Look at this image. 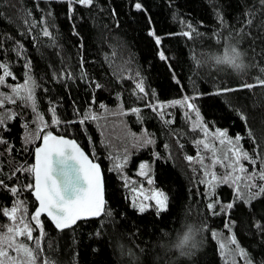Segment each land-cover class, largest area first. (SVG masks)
Here are the masks:
<instances>
[{"label": "trees", "instance_id": "1", "mask_svg": "<svg viewBox=\"0 0 264 264\" xmlns=\"http://www.w3.org/2000/svg\"><path fill=\"white\" fill-rule=\"evenodd\" d=\"M135 2L95 0L91 9L77 4L70 19L63 0H0V61L6 60L16 77H8L6 82L23 85L28 78L24 65L30 61L36 103V112L21 100L4 109L14 117L4 116L6 123L0 126L1 139L7 141L0 144V180L8 188L18 187L19 192L13 196L0 186V209L11 208L19 199L30 213L36 210L32 190L25 187L33 183V176L17 169L33 165L34 150L42 141L31 142L33 128L38 123L36 116H43L55 135L76 140L102 166L106 211L112 216L81 222L64 231L56 230L43 218L42 251L31 244L36 264H43L45 259L55 264H231L224 251L230 246V251L247 252L251 264H264V234L253 226L257 221L264 223L260 220L264 217V199L254 200L252 206L236 201L228 213L220 212V204L233 202L234 187L220 184L209 193L199 182L205 178L200 163L190 165L185 159L197 157L194 141L202 139L203 133L191 131L185 109L180 106L165 112L171 115L164 119L174 121L170 125L145 107L146 103L167 104L198 93L195 104L208 129L227 130L232 139L241 136L240 146L255 158L261 150L257 145L264 147V86L247 89L243 85L256 84L257 78L264 80V72L259 70L264 67V44L248 36L249 32L259 33L264 39V17L257 11L253 26L244 25L245 14L256 0H140L146 12H137ZM217 10L222 13L223 25L216 17ZM49 11L52 15L47 17ZM41 17H46L54 39L40 35ZM181 20L193 25L192 39L179 35L187 30ZM26 21H35L37 27L30 31ZM149 29L161 37V45L148 35ZM17 43L24 47L22 56L12 51ZM230 44L244 53L247 67L239 75L217 62ZM159 50L164 51L167 61L159 59ZM136 72L149 92L144 100L132 94L134 84L127 79ZM96 84L101 87L96 88ZM223 88L237 91L214 94ZM53 105L59 125L52 124L49 109ZM132 108L141 109L139 119ZM89 109L101 118L115 116L109 133H102L99 119L68 123L79 121ZM143 131L154 143L134 152L139 144H134L128 133L139 137ZM125 152L133 155L124 169L129 179L135 178L141 163L153 165L156 187L169 196L168 210L159 216L154 208L143 214L132 208L123 173L112 170ZM243 162L251 173L253 165ZM255 170H260L259 161ZM241 177V195L247 197L244 174ZM255 183L264 184L259 179ZM210 199L219 201L218 215L207 209ZM229 222L231 231L226 227ZM7 225L0 211V235ZM189 230L193 239L178 252L177 245ZM233 235L239 248L230 242ZM38 237L37 229L33 240Z\"/></svg>", "mask_w": 264, "mask_h": 264}, {"label": "snow or ice", "instance_id": "2", "mask_svg": "<svg viewBox=\"0 0 264 264\" xmlns=\"http://www.w3.org/2000/svg\"><path fill=\"white\" fill-rule=\"evenodd\" d=\"M68 5L69 18L72 19V13L75 11L74 5H80L84 8L91 9L94 6L95 0H63ZM15 7V5H13ZM134 9L137 12H146L147 9L144 7L143 3L140 0H136L133 5ZM259 11L260 16L264 17V0H256V4L252 9L245 14L244 25L253 26L254 21L256 20V12ZM29 16L31 13L28 14ZM52 15L49 11L46 16L50 17ZM115 15V13H113ZM3 16V13H0V17ZM216 17L221 25L224 24V19L222 13L217 10ZM29 24V30L37 27L35 21H26ZM150 23V19H149ZM180 23L184 24L187 30L182 31L179 35L184 36L185 38L192 39L195 29L192 24L187 23L186 21L181 20ZM40 25V35L45 38L54 39L53 33L49 31V26L47 23L46 17H41L39 21ZM75 27V26H74ZM244 29L241 28L240 31ZM261 31H264V25L261 26ZM74 35H79V32L74 31ZM199 35L198 32L195 33ZM148 35L153 37L155 44L157 46L161 45V37L157 36L154 29H149ZM250 39L255 42L257 39H260V43L264 44V39L260 38V34L248 33ZM3 45L0 44V48ZM16 52L17 56H22L24 47L22 44L17 43V47L12 49ZM229 52L235 53V47H232L230 44L226 50L225 55ZM159 59L162 61H167L169 58L165 55L164 51H158ZM26 71V76L28 77L25 80L24 85H18L12 87L11 85H6V78L16 77L13 75L10 70V65L6 60L0 61V85H5L7 87H12L13 95H7L0 93V107H3L5 102L15 103L16 98H20L25 103L31 102V107L33 112H36V103L33 96V91L35 88V82L31 79V62L26 61L24 65ZM260 72H264V67H261ZM61 77L64 75L63 72L60 73ZM68 77H72V73H67ZM124 79L123 76H121ZM130 79L133 84V95L138 96L139 99L144 100L148 97L149 92L145 89V82L140 76L139 72L131 74L127 77ZM176 83H180L179 80H176ZM258 85L264 86V80L257 78L256 84H244L243 87L247 89H252ZM96 88H100L101 85L96 84ZM25 94L20 96L21 92ZM237 91L233 88H223L217 89L214 94L222 95L228 92ZM154 95V94H153ZM199 94H194L192 96L185 95L182 99L173 100L167 104L163 103H146L145 107L151 108V110L157 113L158 116L162 119L163 123L170 125L174 123L171 119H164L166 115L170 116V113H165V108H171L180 106L185 109L184 116L187 123L190 124V129L193 132H202L203 139H196L194 141L198 150H203L210 154V165L204 163V156L200 155L198 151L197 157L186 156L185 159L191 165L194 161L200 163L203 168L204 179L199 182L205 184L209 193H212L215 187L220 184H229L234 187L236 195L233 202H228L226 204H220V212L228 213L234 208L236 201H241L242 203L252 206L254 200L264 199V184L257 185L255 183L256 179L264 181V147H260V151L255 153V158L253 155H250L249 152L243 150L240 146L239 141L242 139L241 136L237 135L235 140L228 137L227 130L216 129L215 132L209 133V129L206 124L203 122L199 108L195 104V100L198 98ZM94 103V101H93ZM101 108L105 106L100 105ZM49 111L52 115V124L59 125L61 121L56 115V107L53 105L50 107ZM131 112L140 118V108H132ZM195 114V120L192 119L191 114ZM76 114L79 115V110H76ZM14 115V114H13ZM12 116H9L8 119H11ZM38 119L43 123V116H38ZM98 117L91 113L89 109L84 116L79 119V121H69L68 123H80L84 124L86 120H96ZM241 119H245L241 115ZM6 121L0 119V126H4ZM26 127V125H25ZM211 135L212 138L219 141L220 145L227 146V151L223 155H218L215 145L210 143L208 138ZM251 136V133H249ZM7 141L0 139V144H6ZM154 141L147 137L144 138L140 146L146 147L150 144H153ZM255 143V141H254ZM167 147V145H166ZM11 151V148L8 149ZM255 151V149H254ZM58 158V159H55ZM156 158L159 159V154H156ZM69 161L74 162L69 164ZM242 161H248L253 165V171L248 173L247 168H245ZM259 161L260 170L257 172L255 170V165ZM127 163V157L122 162H116L113 166V171L120 172L124 164ZM58 165V167H57ZM217 165H220L225 169V172L221 176H217L214 171H209L208 169H214ZM150 166L147 163H141L139 165V175L147 177V183L153 185V179L148 175V170ZM17 171H26L34 177V184H28L25 187L33 191L36 201L39 202V206L36 208L34 214L31 216V221L34 223H29L26 219L27 209L24 208V215L18 216V212L21 210L23 201L19 199L13 202L11 209L3 208L0 211L3 212V215L8 218L11 223L6 226V231L0 235V264H24V258L26 257L29 262L34 264L36 259L33 249L29 248L26 244L18 240L19 237H26L27 240H33V231L39 230L40 237L35 239V244L37 250L40 249L41 239L44 237V228L41 222V215L46 214L50 221L54 224L55 229L58 231H63L65 229L71 228L77 224L78 221L89 219V218H100L102 216H112L111 211H106L105 208V198L101 180V172L99 165L89 161L88 157L81 151L80 147L77 145L75 140L65 139L64 137H58L53 135L51 132H48L43 136V147L36 149V163L31 167H26L22 169H17ZM241 174H244V180L246 181L245 187L249 189V195L244 197L241 195V190L237 181L241 180ZM208 177H211L208 179ZM125 186H127L128 181H124ZM0 186L4 187L9 191L13 196H17L19 189L18 187L8 188L4 184L3 180H0ZM255 189V191H252ZM133 192H139L143 196V201H153L154 203L149 204L145 202H137L136 199L132 200L131 206L133 209H136L138 213H145L149 207L155 209L156 214L159 216L162 212L168 210L169 196L161 189L152 188L150 195H144V190L141 189H132ZM219 201L211 200L206 205L207 209L212 212L213 215H218L216 212L217 205ZM261 221H264V217L260 218ZM231 222L226 224V227H230ZM261 234H264V223L257 221L253 225ZM99 235V233H97ZM215 235V234H213ZM230 242L232 244H237L236 238L233 235ZM221 248H224V245L221 244ZM237 248L239 245L237 244ZM42 251V250H41ZM11 252H15L16 255H10ZM23 254V255H21ZM239 254L242 258L245 259L246 264H251V260L248 258L247 252L243 249H240ZM43 264H55L54 261L45 259Z\"/></svg>", "mask_w": 264, "mask_h": 264}, {"label": "rangeland", "instance_id": "3", "mask_svg": "<svg viewBox=\"0 0 264 264\" xmlns=\"http://www.w3.org/2000/svg\"><path fill=\"white\" fill-rule=\"evenodd\" d=\"M8 78V77H7ZM7 78H6V80H7ZM6 85H8L7 84V82H6ZM24 85V84H23ZM12 87H16V86H18V85H11ZM12 87H7V86H5V85H0V93H3V94H7V95H13V93H12ZM3 88H6V90H2ZM25 93L22 91L21 93H20V96H23ZM35 95V88H34V91H33V96ZM18 100H21V101H23L22 99H20V98H16V100H15V102H17ZM23 102H25V101H23ZM27 103H29L30 105H31V102L29 101V102H27ZM12 104H14V103H10V102H5L4 103V105H3V107H0V119H3V117L4 116H9L10 115V113H7V112H5L4 111V109L6 108V107H8V106H10V105H12ZM168 109H170V108H165L164 109V112H167L168 111ZM95 115V114H94ZM10 116H12V118H11V120L13 119V117H14V115L13 114H11ZM97 117H98V119L100 120L99 122H98V125L101 127V128H103L102 129V133L104 134H107V133H109V131H111V121L113 120V118L115 117V116H110L109 114L108 115H105L103 118H101V116H98V115H96ZM191 116H192V119L193 120H195V114L194 113H192L191 114ZM37 118H38V116H36ZM122 126V125H121ZM119 128V127H118ZM33 131H34V133H32L34 136H33V140L31 141V142H33V143H35V142H37V141H40V140H43V136L44 135H46L48 132H51L53 135H55L53 132H52V129L48 126V125H46L45 124V122H44V120H43V123H41V121L38 119V123H37V126H35V128H33ZM121 131V130H120ZM212 132H215V131H210L209 130V133L211 134ZM116 133V132H115ZM117 134V133H116ZM129 135H130V137L132 138V140L134 141V144H139V145H136V146H138L137 148H135V151L134 152H136V151H138V150H140L141 148H145V147H143V146H140L141 145V143H142V141L144 140V138L145 137H147V138H149L150 139V137H149V135L147 134V132H145V131H143L142 132V134L138 137L137 135H134V134H131V133H128ZM32 136V135H31ZM229 137V136H228ZM204 138V137H203ZM202 138V139H203ZM0 139H1V134H0ZM128 140H130V138L128 139ZM208 140H209V142L210 143H212V144H214L215 145V148H216V150H217V154L218 155H223V153L224 152H226L227 151V146H224V145H220L219 144V141L218 140H215L214 138H212L211 137V135H209V138H208ZM233 140H235V139H233ZM241 141V140H240ZM239 141V142H240ZM149 146V145H148ZM199 152H200V155H203L204 156V158H205V160H204V163L206 164V165H210V159H209V156H210V154L209 153H207V152H204L202 149L201 150H199ZM126 153V152H125ZM132 156L133 155H131V153H126L125 155H124V157L121 159V160H119V162H122L124 159H125V157H127V160L130 158H132ZM144 163H147L149 166H150V168L148 169V170H146V171H148V175L153 179V181H154V177L152 176V174H153V165L152 164H150L149 162H144ZM242 163L244 164V162L242 161ZM126 165H127V163L126 164H124V166H123V168L120 170L122 173H123V179L124 180H127L128 181V184H127V186H126V188H127V190H128V194H129V199H130V203H132V200L133 199H136L137 200V202L139 203V202H145V203H149V204H152V203H154L153 201H143V196H141L140 194H139V192H133L132 191V189H143L144 190V195H150V191H151V189L152 188H158V187H156V185H155V183H153V185H149L148 183H147V177H143V176H140L138 173H139V168H138V170L136 171V176H135V178L134 179H129V178H127V176H126V173L124 172V169H125V167H126ZM245 166V165H244ZM245 168H247L246 166H245ZM209 171H214L216 174H217V176H221L224 172H225V169L223 168V167H221L220 165H217L214 169H211V168H209L208 169ZM211 177H208V179H210ZM264 182V181H263ZM237 183H239V181H237ZM33 184V183H32ZM220 184H223V183H220ZM220 184H218V185H220ZM217 185V186H218ZM229 185V184H228ZM216 186V187H217ZM215 187V188H216ZM158 189H160V188H158ZM162 190V189H161ZM164 191V190H163ZM165 192V191H164ZM166 193V192H165ZM167 194V193H166ZM21 201V200H20ZM24 208H26V209H28L27 208V206L25 205V204H23L22 205V207H21V210L18 212V216H23L24 215V211H23V209ZM9 209H11V208H9ZM150 209H152V207H149V209L148 210H150ZM147 210V211H148ZM32 214H34V212H32V213H30L28 210H27V216H26V219L29 221V223H34V222H32L31 221V216H32ZM5 218H7V217H5ZM7 220H8V218H7ZM11 223V221H9L8 220V225ZM33 235H34V231H33ZM18 240L20 241V242H22V243H24V244H26L29 248H31V244L32 245H34V247H35V240H27V238L26 237H19L18 238ZM32 242V243H31ZM31 249H33V247L31 248ZM231 250V246L229 247V248H227V247H225L224 248V251L228 254L227 255V257H226V259H228V261L231 263V264H246V261H245V259L244 258H242L241 257V255L239 254V252H234V251H230ZM230 251V252H229ZM10 255H12V256H15L16 255V253L15 252H11L10 253ZM21 255H23V254H21ZM24 264H32V262H29L28 261V259L25 257L24 258ZM34 264H36V259H35V261H34Z\"/></svg>", "mask_w": 264, "mask_h": 264}, {"label": "clouds", "instance_id": "4", "mask_svg": "<svg viewBox=\"0 0 264 264\" xmlns=\"http://www.w3.org/2000/svg\"><path fill=\"white\" fill-rule=\"evenodd\" d=\"M217 62L225 65L227 68H231L237 75L244 72L247 67L244 59V53L236 47L235 53L229 52L227 56L224 54L218 57ZM192 239L193 235L191 234V231H186L177 245V251L179 252V250L185 247Z\"/></svg>", "mask_w": 264, "mask_h": 264}, {"label": "water", "instance_id": "5", "mask_svg": "<svg viewBox=\"0 0 264 264\" xmlns=\"http://www.w3.org/2000/svg\"><path fill=\"white\" fill-rule=\"evenodd\" d=\"M56 136H58V137H64L65 139H71V140H74V139L69 138V137H66V136H60V135H56ZM75 141H76V140H75ZM76 143H77V145L80 147L81 151H83L84 154L88 157V159H89L90 162L99 165L100 172H101V180H102V186H103L104 198H105V202H106V204H107V199H106V185H105V174H104V170H103L102 166H101L99 163L95 162V161L90 157V155H89V154H88V153L82 148V146H81L77 141H76ZM39 147H43V140L41 141V143H40V144L35 148V150H34V154H33V165L36 163V149L39 148ZM55 159H58V158H55ZM73 163H74V162L69 161V164H73ZM57 167H58V165H57ZM34 183H35V181H34V177H33V184H34ZM31 194H32L34 200L36 201L35 196H34V194H33V191L31 192ZM36 204H37V206H36V208H37V207L39 206V202L36 201ZM106 204H105V208H106ZM43 218H47V219L50 221V219L46 216V214H42V215H41L40 219H43ZM100 218H101V217H100ZM100 218H89V219H84V220L78 221L76 225H78V224L81 223V222H86V221H90V220H94V219H100ZM50 223L54 226V224H53L51 221H50ZM76 225H74L73 227H75ZM54 227H55V226H54ZM73 227L68 228V229H65V230L72 229ZM63 231H64V230H63Z\"/></svg>", "mask_w": 264, "mask_h": 264}]
</instances>
